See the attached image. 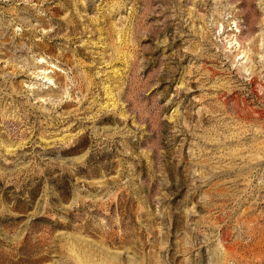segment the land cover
I'll return each mask as SVG.
<instances>
[{
    "label": "rangeland",
    "instance_id": "1",
    "mask_svg": "<svg viewBox=\"0 0 264 264\" xmlns=\"http://www.w3.org/2000/svg\"><path fill=\"white\" fill-rule=\"evenodd\" d=\"M0 264H264V0H0Z\"/></svg>",
    "mask_w": 264,
    "mask_h": 264
},
{
    "label": "bare ground",
    "instance_id": "2",
    "mask_svg": "<svg viewBox=\"0 0 264 264\" xmlns=\"http://www.w3.org/2000/svg\"><path fill=\"white\" fill-rule=\"evenodd\" d=\"M79 21V20H78Z\"/></svg>",
    "mask_w": 264,
    "mask_h": 264
}]
</instances>
